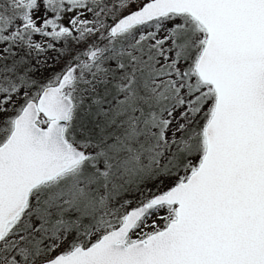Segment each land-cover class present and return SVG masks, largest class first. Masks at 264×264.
Segmentation results:
<instances>
[{"label": "snow or ice", "instance_id": "1", "mask_svg": "<svg viewBox=\"0 0 264 264\" xmlns=\"http://www.w3.org/2000/svg\"><path fill=\"white\" fill-rule=\"evenodd\" d=\"M0 264H264V0H0Z\"/></svg>", "mask_w": 264, "mask_h": 264}]
</instances>
